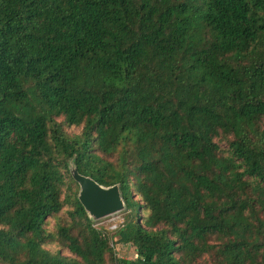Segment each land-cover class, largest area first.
<instances>
[{
    "label": "trees",
    "instance_id": "16d2710c",
    "mask_svg": "<svg viewBox=\"0 0 264 264\" xmlns=\"http://www.w3.org/2000/svg\"><path fill=\"white\" fill-rule=\"evenodd\" d=\"M0 264H264V0H0Z\"/></svg>",
    "mask_w": 264,
    "mask_h": 264
},
{
    "label": "water",
    "instance_id": "95a60500",
    "mask_svg": "<svg viewBox=\"0 0 264 264\" xmlns=\"http://www.w3.org/2000/svg\"><path fill=\"white\" fill-rule=\"evenodd\" d=\"M71 174L79 185L78 200L90 221L104 220L125 211V203L118 185L104 187L90 177L83 176L73 167Z\"/></svg>",
    "mask_w": 264,
    "mask_h": 264
},
{
    "label": "rangeland",
    "instance_id": "374dc122",
    "mask_svg": "<svg viewBox=\"0 0 264 264\" xmlns=\"http://www.w3.org/2000/svg\"><path fill=\"white\" fill-rule=\"evenodd\" d=\"M128 216H129V214L127 211L121 212L118 215H115L113 217H110V218L104 220L105 221V222L103 221L104 223L99 222L97 224H100L98 226H100L101 228H108L109 226H113L114 224L120 226V225H122V223L127 221ZM93 223H94V225L96 224L95 222H93ZM50 224L53 225L52 222ZM109 231H112V230H109ZM113 247H114V251L116 252L117 256L120 258L129 259V258H133L136 256L135 250H134L133 246H131L130 244L117 242V243H115V245Z\"/></svg>",
    "mask_w": 264,
    "mask_h": 264
},
{
    "label": "built area",
    "instance_id": "2783aa9c",
    "mask_svg": "<svg viewBox=\"0 0 264 264\" xmlns=\"http://www.w3.org/2000/svg\"><path fill=\"white\" fill-rule=\"evenodd\" d=\"M105 222V221H104ZM104 222H102V223H104ZM100 225V224H99ZM118 225H116V224H114L113 226H109L108 227V230H112V231H115V230H117L118 229Z\"/></svg>",
    "mask_w": 264,
    "mask_h": 264
}]
</instances>
